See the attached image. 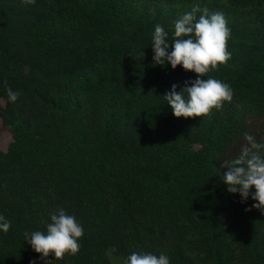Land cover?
<instances>
[{"label":"trees","instance_id":"obj_1","mask_svg":"<svg viewBox=\"0 0 264 264\" xmlns=\"http://www.w3.org/2000/svg\"><path fill=\"white\" fill-rule=\"evenodd\" d=\"M194 6L197 20L205 8L226 18L232 58L207 76L234 95L210 117L178 118L163 95L198 74L155 64L152 36L161 25L171 52L174 22ZM0 127L11 135L0 264H45L24 233L46 234L59 208L84 236L53 264H125L132 252L264 264V214L227 191L221 167L245 132L264 142V0H0Z\"/></svg>","mask_w":264,"mask_h":264},{"label":"clouds","instance_id":"obj_2","mask_svg":"<svg viewBox=\"0 0 264 264\" xmlns=\"http://www.w3.org/2000/svg\"><path fill=\"white\" fill-rule=\"evenodd\" d=\"M25 5L35 4V0H22ZM199 6H194L190 12L183 14L174 22V41L172 51L169 52L168 34L157 24L152 36V48L155 64L170 63L175 69L182 65L186 71H194L197 78L185 81L184 87L177 92L178 85L173 84L171 90L163 96L172 107L176 117H210L212 110H220L224 102H231L233 90L219 79L207 76L208 73L218 70L221 65L228 66L232 54L228 51V40L231 30L222 13H209L208 9L196 19ZM144 57V52H141ZM207 76V79L201 77ZM189 84L191 86H189ZM8 100L15 103L21 93L13 91L7 86ZM244 147L237 158L224 160L221 167L227 168L223 173V181L227 184L229 193H239L241 202H246L249 196L257 203L251 207L264 214V142H259L255 136L245 132ZM255 192H251L252 187ZM251 208L246 209L250 211ZM46 234L41 231L25 232L24 237L37 253H41V260L45 264H53L47 260L50 253H54L55 260H61L65 254L75 256L80 251L78 242L84 236V228L75 216L59 208L50 216ZM11 222L0 215V230L7 233ZM31 264H35L32 261ZM125 264H170L169 257L160 254L132 252Z\"/></svg>","mask_w":264,"mask_h":264},{"label":"rangeland","instance_id":"obj_3","mask_svg":"<svg viewBox=\"0 0 264 264\" xmlns=\"http://www.w3.org/2000/svg\"><path fill=\"white\" fill-rule=\"evenodd\" d=\"M11 140V135L8 130H4L0 127V148L5 149L7 144Z\"/></svg>","mask_w":264,"mask_h":264}]
</instances>
